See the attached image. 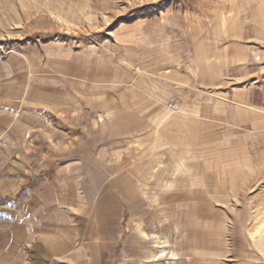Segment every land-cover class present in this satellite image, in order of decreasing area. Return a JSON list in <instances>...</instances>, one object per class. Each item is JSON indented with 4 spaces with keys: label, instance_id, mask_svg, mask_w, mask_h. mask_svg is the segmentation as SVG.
<instances>
[{
    "label": "rangeland",
    "instance_id": "obj_1",
    "mask_svg": "<svg viewBox=\"0 0 264 264\" xmlns=\"http://www.w3.org/2000/svg\"><path fill=\"white\" fill-rule=\"evenodd\" d=\"M0 93L52 264H264V0H0Z\"/></svg>",
    "mask_w": 264,
    "mask_h": 264
},
{
    "label": "crops",
    "instance_id": "obj_2",
    "mask_svg": "<svg viewBox=\"0 0 264 264\" xmlns=\"http://www.w3.org/2000/svg\"><path fill=\"white\" fill-rule=\"evenodd\" d=\"M18 113L16 103L0 96V200L13 202L7 206L8 210L0 209V264H52L51 256L53 254L61 256L63 250L69 246L64 244L62 239L52 240L50 233L49 239L48 235L39 234L32 224H22L13 220V217L16 218L22 211L30 216H37V212L30 210L28 213L22 208H17L16 202L26 197L27 193L20 196L23 190L37 185V179L33 174H37L39 164L37 165L36 158L35 164L29 162L27 158L31 159V153H46L49 148L43 149L39 146L37 135L23 142L24 132L16 118ZM20 153H28L29 156L20 157ZM40 167L48 168L47 165ZM33 193L28 192L31 201L36 200ZM125 195L130 200L135 199L136 195L131 185H128ZM105 205L102 214L110 216L114 210ZM25 250H28L29 255H26Z\"/></svg>",
    "mask_w": 264,
    "mask_h": 264
}]
</instances>
